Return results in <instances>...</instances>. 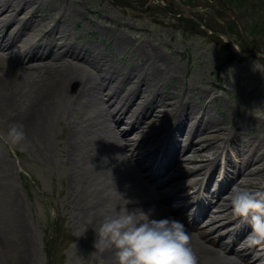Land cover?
Listing matches in <instances>:
<instances>
[{"label":"bare ground","instance_id":"6f19581e","mask_svg":"<svg viewBox=\"0 0 264 264\" xmlns=\"http://www.w3.org/2000/svg\"><path fill=\"white\" fill-rule=\"evenodd\" d=\"M52 11L58 13L49 28L52 41L35 38V25ZM74 20L66 0H0V50L9 54L0 58V118L6 128L23 124L24 142L44 153L54 123L64 126V160L82 163L66 173L65 190L77 215L79 243L97 253L101 264H116L113 250L94 247L95 232L103 216L114 206L123 208L126 199L129 210L150 211L151 219L182 221L198 264H264V250L245 243L249 222L233 213L218 219L232 211L234 186L264 191V136L245 140L249 113L242 110L234 130L222 126L227 117L210 111L216 99L193 80L168 87L175 66L144 45L118 35L106 48L111 40L106 30L99 41L63 40ZM115 53L127 54L130 65L111 64ZM80 106L84 111L75 120ZM214 131L221 135L218 141L197 140ZM140 149L145 151L138 155ZM186 186L193 189L183 194ZM3 187L0 183V258L19 264L30 253L26 221L17 196ZM177 202L181 205L173 207ZM204 215L206 228L198 223Z\"/></svg>","mask_w":264,"mask_h":264},{"label":"rangeland","instance_id":"374dc122","mask_svg":"<svg viewBox=\"0 0 264 264\" xmlns=\"http://www.w3.org/2000/svg\"><path fill=\"white\" fill-rule=\"evenodd\" d=\"M130 1L137 8L124 0H66L77 23L70 22L69 30L63 33V40L80 44L93 39L99 41L101 31L106 30L107 35L111 36L106 48L113 45L112 42L118 35L132 44H142L152 54H156L158 59H165L164 62L168 60L170 66H175V80L168 87L193 80L199 89H205L210 94V100L216 99V107H211L210 111L218 118L227 117V121L221 123L222 126L234 130V121L241 118L243 110L251 116L249 128L243 134L245 140H248L247 136H264V59L237 55L236 48L232 52L224 37L216 34L227 30L204 11H188L201 22L199 24L193 18L179 14L163 1L153 0L145 11L140 8L146 5L147 0ZM180 1L188 6H207L217 11L229 23L231 39L243 51H251L255 47L264 50V0ZM57 16L56 11L50 12L43 21L35 25L34 29L39 28L32 35L52 41L50 38L55 34L49 28L53 18ZM203 26L210 33L205 32ZM8 55L0 50L1 59H6ZM112 55L114 58L110 61L111 64L119 68L130 65L127 54ZM70 86L75 89L77 83L73 82ZM196 98L199 100V97ZM210 104L213 105V102ZM83 111L80 106L73 119L76 120ZM1 119L0 135H4L8 127H5V119ZM65 133L64 126L62 128L55 122L50 150L46 153L41 147L37 149L28 142H24L26 150H21V147H13L0 141V183L4 184L3 192L17 196L19 211L26 221L30 253L27 258L21 257L25 264L102 263L97 253L88 245L79 243V225L74 223L77 215L72 210L73 207L71 209L70 198L65 195L66 173L82 166L78 159L72 163L65 162L60 143ZM204 136L218 141L221 135L219 131L207 132L200 138L198 135L197 140L200 141ZM144 151L140 149L138 155ZM230 153L233 156L231 150ZM187 155L189 151L186 152ZM220 169L222 170L221 165L218 167L219 180L222 178ZM163 180L166 181V178ZM188 190L190 187L186 186L180 192ZM180 205L181 202L172 204L173 207ZM229 212L219 217V221H223ZM205 218L204 215L198 222L202 228H206L202 224ZM1 259L0 264L11 263L8 258L4 262ZM22 260L18 261L19 264L23 263Z\"/></svg>","mask_w":264,"mask_h":264},{"label":"clouds","instance_id":"9594fccd","mask_svg":"<svg viewBox=\"0 0 264 264\" xmlns=\"http://www.w3.org/2000/svg\"><path fill=\"white\" fill-rule=\"evenodd\" d=\"M25 139L23 124L15 122L0 135V141L21 150H26ZM229 195L233 215L251 225L246 245L264 250V191L234 186ZM124 200L123 208L114 206L103 216L95 232L96 249L113 250L116 264H198L182 221L151 219L150 211L129 210L131 202Z\"/></svg>","mask_w":264,"mask_h":264},{"label":"water","instance_id":"95a60500","mask_svg":"<svg viewBox=\"0 0 264 264\" xmlns=\"http://www.w3.org/2000/svg\"><path fill=\"white\" fill-rule=\"evenodd\" d=\"M151 1L152 0H150L145 7L140 8L141 11H145L148 8L149 3ZM171 1L173 2L171 5H173L179 12H184L185 10H188V8L186 6H184L183 4H181L178 0H171ZM134 7L137 8L136 6H134ZM204 29H205V31H207L206 28H204ZM225 38H226V41H227L228 45L230 46V48L233 49V47H234L233 41L229 38L228 35H225ZM247 55L260 56V57L264 58V53L260 52V51H252L250 53L244 54V56H247Z\"/></svg>","mask_w":264,"mask_h":264},{"label":"trees","instance_id":"16d2710c","mask_svg":"<svg viewBox=\"0 0 264 264\" xmlns=\"http://www.w3.org/2000/svg\"><path fill=\"white\" fill-rule=\"evenodd\" d=\"M228 24V28L230 27V25H229V23H227ZM233 25V24H232Z\"/></svg>","mask_w":264,"mask_h":264}]
</instances>
